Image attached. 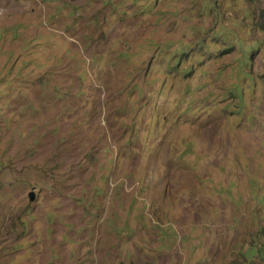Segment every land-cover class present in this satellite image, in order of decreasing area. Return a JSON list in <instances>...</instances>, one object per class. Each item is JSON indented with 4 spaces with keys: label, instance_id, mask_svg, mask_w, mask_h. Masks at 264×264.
I'll use <instances>...</instances> for the list:
<instances>
[{
    "label": "rangeland",
    "instance_id": "1",
    "mask_svg": "<svg viewBox=\"0 0 264 264\" xmlns=\"http://www.w3.org/2000/svg\"><path fill=\"white\" fill-rule=\"evenodd\" d=\"M0 264H264V0H0Z\"/></svg>",
    "mask_w": 264,
    "mask_h": 264
},
{
    "label": "water",
    "instance_id": "2",
    "mask_svg": "<svg viewBox=\"0 0 264 264\" xmlns=\"http://www.w3.org/2000/svg\"><path fill=\"white\" fill-rule=\"evenodd\" d=\"M29 198H30V199H33V192H30V193H29Z\"/></svg>",
    "mask_w": 264,
    "mask_h": 264
}]
</instances>
